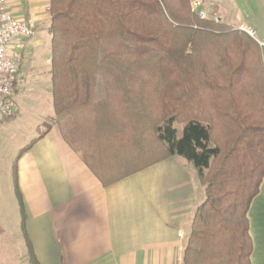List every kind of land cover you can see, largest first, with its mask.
<instances>
[{"label":"trees","instance_id":"1","mask_svg":"<svg viewBox=\"0 0 264 264\" xmlns=\"http://www.w3.org/2000/svg\"><path fill=\"white\" fill-rule=\"evenodd\" d=\"M48 11L53 114L32 142L56 125L105 186L183 158L204 199L182 264H251L247 211L264 176L258 41L201 19L191 0H49Z\"/></svg>","mask_w":264,"mask_h":264},{"label":"crops","instance_id":"2","mask_svg":"<svg viewBox=\"0 0 264 264\" xmlns=\"http://www.w3.org/2000/svg\"><path fill=\"white\" fill-rule=\"evenodd\" d=\"M212 5L208 0V15L233 28L242 24L254 30L264 65V0H227L226 19ZM48 6L49 0L6 1V9L30 22L33 30L15 52L19 70L14 93L26 78L50 88ZM34 137L14 162L27 250L20 255L21 264L30 262L26 238L38 264H173L182 255L191 218L204 199L192 164L170 156L105 186L56 125L32 142ZM13 178L15 185L14 173ZM247 218L250 262L264 264V176ZM10 242L6 222L0 220V264H10L15 253Z\"/></svg>","mask_w":264,"mask_h":264},{"label":"rangeland","instance_id":"3","mask_svg":"<svg viewBox=\"0 0 264 264\" xmlns=\"http://www.w3.org/2000/svg\"><path fill=\"white\" fill-rule=\"evenodd\" d=\"M211 1L218 11V15L226 19L227 0ZM213 16L216 15H208L211 19ZM218 22H221L219 18ZM47 86V84H38L32 78H26L21 84V88H18L12 96V104L16 110L14 116L0 123V220L6 222L8 238L15 251L10 259V264H21L20 255L22 252L23 255H27L25 242L21 236L20 211L15 194L13 164L20 149L37 135L38 130L43 128V123L53 114L50 88ZM183 127L184 124H175L178 136H181ZM29 263L26 259L22 262V264Z\"/></svg>","mask_w":264,"mask_h":264},{"label":"built area","instance_id":"4","mask_svg":"<svg viewBox=\"0 0 264 264\" xmlns=\"http://www.w3.org/2000/svg\"><path fill=\"white\" fill-rule=\"evenodd\" d=\"M6 1L0 0V118H6L15 113L12 96L18 84L19 61L15 52L24 46V40L33 36L32 25L24 19L14 17L6 9ZM208 0H191V8L201 19L208 17L205 9ZM212 19L218 22V18ZM241 30L254 37V30L245 25H239ZM183 237L182 232L178 233ZM173 264H182L179 255Z\"/></svg>","mask_w":264,"mask_h":264}]
</instances>
